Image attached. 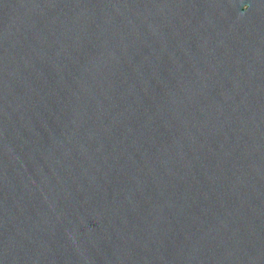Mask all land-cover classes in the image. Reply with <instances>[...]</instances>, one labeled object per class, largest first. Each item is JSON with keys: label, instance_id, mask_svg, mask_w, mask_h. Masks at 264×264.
Returning <instances> with one entry per match:
<instances>
[{"label": "water", "instance_id": "obj_1", "mask_svg": "<svg viewBox=\"0 0 264 264\" xmlns=\"http://www.w3.org/2000/svg\"><path fill=\"white\" fill-rule=\"evenodd\" d=\"M0 264H264V0H0Z\"/></svg>", "mask_w": 264, "mask_h": 264}]
</instances>
